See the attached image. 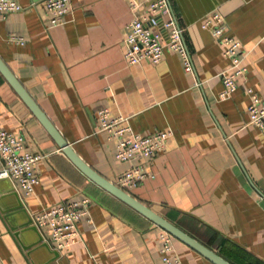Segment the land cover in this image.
<instances>
[{"label": "crops", "instance_id": "crops-1", "mask_svg": "<svg viewBox=\"0 0 264 264\" xmlns=\"http://www.w3.org/2000/svg\"><path fill=\"white\" fill-rule=\"evenodd\" d=\"M14 1L24 9L0 19V58L79 157L112 183L130 166L97 131L100 108L126 118L136 133L169 131L164 151L145 162L153 176L128 193L228 262L264 264V134L249 124L246 93L264 97V0H169L170 14L145 25L165 42L163 23L173 18L191 71L170 50L156 64L125 62L123 38L133 18L125 0H70L71 12L57 26L40 0ZM212 11L240 41L247 68L225 100L218 97L220 73L229 61L201 27ZM0 129L22 135L25 151L45 156L31 195L0 179V264H162V229L79 171L1 74ZM14 194L24 213L6 218ZM85 197L89 214L78 223L76 244L56 257L42 246L21 249L8 225ZM17 231L26 246L37 240L32 230ZM173 248L183 264H213L175 238Z\"/></svg>", "mask_w": 264, "mask_h": 264}, {"label": "built area", "instance_id": "built-area-1", "mask_svg": "<svg viewBox=\"0 0 264 264\" xmlns=\"http://www.w3.org/2000/svg\"><path fill=\"white\" fill-rule=\"evenodd\" d=\"M133 18L125 27L123 38V57L128 65L141 62L156 64L161 61L164 52L170 50L179 55L183 69L192 70V62L183 42V29L173 18L163 23L169 29L168 38L161 40L158 32L151 31L145 24L152 21L156 15L170 14L169 0H125ZM49 16L50 26L64 23V17L71 12L70 0H40ZM24 9L14 0H0V19L7 14L20 12ZM203 29L209 30L213 37L223 46V54L228 59V67L220 73L223 91L219 93L220 100L227 99L237 90V80L245 75V55L241 43L235 37L226 33L224 17L218 11H212L201 22ZM9 41L23 45L24 39L19 36L9 37ZM249 96L247 106L249 124L257 127L264 134V97L253 89H246ZM98 132L104 133L106 140L114 143L115 158L122 163H130L128 169L122 172L114 182L116 186L128 193L138 187L146 178L153 175L146 170L145 162L166 148L171 136L169 131H157L142 135L136 133L126 123L124 117H111L107 108H100L96 113ZM45 156L24 150L22 135L0 129V159L3 166L0 169V179L11 181L15 189L24 196L31 195L39 178L35 168ZM89 198L61 204L43 209L32 216L33 225L42 234L50 247L62 252L80 239L78 223L89 214ZM160 260L162 264H183L173 248L174 238L161 230Z\"/></svg>", "mask_w": 264, "mask_h": 264}, {"label": "water", "instance_id": "water-1", "mask_svg": "<svg viewBox=\"0 0 264 264\" xmlns=\"http://www.w3.org/2000/svg\"><path fill=\"white\" fill-rule=\"evenodd\" d=\"M0 74L3 78L9 83V85L13 88V90L17 93V95L22 99V101L26 104L29 110L33 113V115L38 119V121L43 125L49 135L56 142L58 147L62 150V152L66 155V157L70 160V162L81 171L88 179L94 182L96 185L101 187L103 190L120 200L122 203L157 225L162 230L168 232L173 238L182 242L205 259L210 261L213 264H232L225 260L223 257L218 255L216 252L203 245L185 231L150 209L148 206L137 200L135 197L125 192L118 186H116L111 181L107 180L99 173H97L92 167H90L79 155L72 149L69 143L65 141V139L60 135L51 121L46 117L43 111L39 108L36 102L31 98V96L27 93L24 87L19 83V81L15 78L13 73L9 70L3 60L0 58ZM17 201V204L12 207L8 213V216L18 215L19 213H24V209L22 207L21 201L19 200L16 194L13 195ZM27 217V220L20 224L18 227H14L12 225H8L10 231L14 234L17 243L21 246V249L28 250L33 248L34 246H42L49 249V251L53 254L54 257L57 256L58 252L50 248L49 244L44 241L42 234L38 231V229L33 225L32 218ZM32 230L37 235V240L29 246L24 245L21 242L19 237V231L22 230L21 233H24L28 229Z\"/></svg>", "mask_w": 264, "mask_h": 264}]
</instances>
